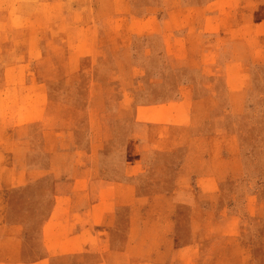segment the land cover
<instances>
[{
    "label": "rangeland",
    "instance_id": "obj_1",
    "mask_svg": "<svg viewBox=\"0 0 264 264\" xmlns=\"http://www.w3.org/2000/svg\"><path fill=\"white\" fill-rule=\"evenodd\" d=\"M0 158V264H264V0H0Z\"/></svg>",
    "mask_w": 264,
    "mask_h": 264
},
{
    "label": "crops",
    "instance_id": "obj_2",
    "mask_svg": "<svg viewBox=\"0 0 264 264\" xmlns=\"http://www.w3.org/2000/svg\"><path fill=\"white\" fill-rule=\"evenodd\" d=\"M20 128V126H18ZM4 132V131H3ZM5 146H3V150H5ZM54 164H51V168L48 169L49 166L46 164L39 162V163H32L26 158H9L8 160L0 158V184L12 183V182H22L24 180H28L31 177H35L39 180L46 178L47 175H51V173H55ZM83 166V167H82ZM95 164L90 163L82 164V163H73L71 164L72 169L70 170V174L68 177L70 178V183L73 184V189L70 192H61L59 193L60 201H55L53 205V213L52 216L54 218H50L48 223H52L54 228L57 229L58 225L65 221V224L71 223V220L65 218L64 216L66 213H73L74 211L80 212L79 214L85 218V215L90 214L92 212V205H89L84 209V207H77L71 203L69 200L70 197H77L83 196L87 197V193L85 191H81L80 186L77 185L79 182H93V176H95L94 170ZM66 180V179H65ZM12 188H10L11 190ZM79 195V196H78ZM1 203V202H0ZM7 205V203H2L3 206ZM77 207V208H76ZM83 209L84 211H81ZM71 215V214H70ZM15 226V225H14ZM13 224L8 223L6 220H0V230L12 229ZM16 232H18L19 228L14 227ZM15 232V233H16ZM69 236V235H68ZM17 238L15 237V240ZM16 246L20 245L19 242L15 243Z\"/></svg>",
    "mask_w": 264,
    "mask_h": 264
}]
</instances>
